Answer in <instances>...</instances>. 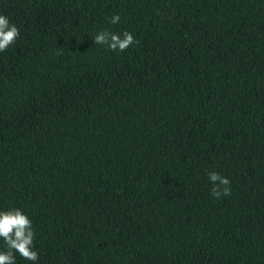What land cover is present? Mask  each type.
I'll return each instance as SVG.
<instances>
[{
  "label": "trees",
  "instance_id": "obj_1",
  "mask_svg": "<svg viewBox=\"0 0 264 264\" xmlns=\"http://www.w3.org/2000/svg\"><path fill=\"white\" fill-rule=\"evenodd\" d=\"M0 14L20 29L0 52V211L31 218L35 264H264V0ZM104 30L137 43L95 45Z\"/></svg>",
  "mask_w": 264,
  "mask_h": 264
},
{
  "label": "clouds",
  "instance_id": "obj_2",
  "mask_svg": "<svg viewBox=\"0 0 264 264\" xmlns=\"http://www.w3.org/2000/svg\"><path fill=\"white\" fill-rule=\"evenodd\" d=\"M118 14L110 18L112 24L120 21ZM20 38V29L3 14H0V52H5ZM95 45L106 46L111 51L123 52L137 43L134 35L128 31L113 33L107 30L99 32L92 38ZM59 54V53H58ZM209 180L213 185L211 193L216 198L230 196L231 181L212 171L208 173ZM35 230L31 218L20 208H12L0 211V239L4 241L5 248L0 250V264H16L18 253L27 261L37 262L39 253L34 250Z\"/></svg>",
  "mask_w": 264,
  "mask_h": 264
}]
</instances>
